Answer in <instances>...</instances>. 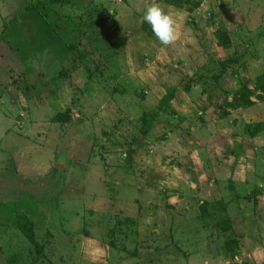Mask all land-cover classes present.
<instances>
[{
	"label": "rangeland",
	"instance_id": "rangeland-1",
	"mask_svg": "<svg viewBox=\"0 0 264 264\" xmlns=\"http://www.w3.org/2000/svg\"><path fill=\"white\" fill-rule=\"evenodd\" d=\"M31 1L0 0V264H264V98L229 104L264 75V0H156L167 47L153 0H61L59 33Z\"/></svg>",
	"mask_w": 264,
	"mask_h": 264
},
{
	"label": "trees",
	"instance_id": "trees-1",
	"mask_svg": "<svg viewBox=\"0 0 264 264\" xmlns=\"http://www.w3.org/2000/svg\"><path fill=\"white\" fill-rule=\"evenodd\" d=\"M60 1L61 0L31 1L30 3H28L27 8L37 11L38 14L50 25L52 30L55 31L56 33H59L60 25L57 22L58 17L55 16L53 7L55 6V4L60 3ZM164 1L174 6H180L182 2H187L194 7H198L199 5L198 1L195 2L194 1L190 2L189 0H164ZM217 36L219 37V41H218L219 45H221L225 49H228L230 44L228 34L225 31H218ZM67 45L68 47H71L72 42L68 41ZM256 91H260L261 93H264V75H260L258 78H256L253 89L248 88L246 84L241 85L240 88L233 93V98L229 104L232 107L249 106L252 103L251 96H253V94H255ZM261 93H258L257 96L259 98H264V95H262ZM172 94L173 92H171L169 95L163 96L160 101V106L166 105L167 102L170 101V99L173 97ZM142 120L145 125L141 127V131H143L146 134L150 129V125L148 121H146L145 116ZM16 223L18 228L26 235L27 238H29V240L34 239L32 222L29 219H27L24 216H17ZM216 225L221 226V228L224 230L230 228L229 220L226 218L218 221ZM226 244L228 245L229 249L230 248L235 249L238 247V241L233 237L227 238ZM37 248H39L38 245ZM227 264H232V263H227Z\"/></svg>",
	"mask_w": 264,
	"mask_h": 264
},
{
	"label": "clouds",
	"instance_id": "clouds-1",
	"mask_svg": "<svg viewBox=\"0 0 264 264\" xmlns=\"http://www.w3.org/2000/svg\"><path fill=\"white\" fill-rule=\"evenodd\" d=\"M141 22L150 26L154 36L165 47L174 45L180 38L177 14L156 0L146 7Z\"/></svg>",
	"mask_w": 264,
	"mask_h": 264
}]
</instances>
